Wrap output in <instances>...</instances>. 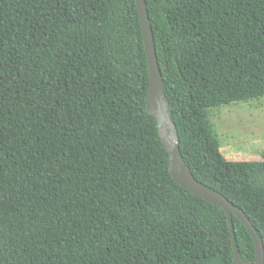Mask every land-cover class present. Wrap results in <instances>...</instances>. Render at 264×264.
<instances>
[{
	"label": "trees",
	"instance_id": "1",
	"mask_svg": "<svg viewBox=\"0 0 264 264\" xmlns=\"http://www.w3.org/2000/svg\"><path fill=\"white\" fill-rule=\"evenodd\" d=\"M144 1L181 156L264 247V161L226 160L208 121L264 97V0ZM148 86L135 0H0V264L232 263L223 210L170 175Z\"/></svg>",
	"mask_w": 264,
	"mask_h": 264
},
{
	"label": "water",
	"instance_id": "2",
	"mask_svg": "<svg viewBox=\"0 0 264 264\" xmlns=\"http://www.w3.org/2000/svg\"><path fill=\"white\" fill-rule=\"evenodd\" d=\"M135 5L138 13L148 70L149 86L145 108L148 114L156 118L158 136L168 155L170 175L178 185L192 193L197 198L223 210L226 216L231 247L234 253L231 264H264V247L262 239L244 212L229 202L219 192L198 182L191 174L181 156L178 146L177 131L169 117V103L163 89V82L157 62L145 1L135 0ZM232 216L237 218L253 241L255 252L253 262L241 260V256L235 244L234 228L231 220Z\"/></svg>",
	"mask_w": 264,
	"mask_h": 264
},
{
	"label": "rangeland",
	"instance_id": "3",
	"mask_svg": "<svg viewBox=\"0 0 264 264\" xmlns=\"http://www.w3.org/2000/svg\"><path fill=\"white\" fill-rule=\"evenodd\" d=\"M208 121L226 160L264 161V97L212 108Z\"/></svg>",
	"mask_w": 264,
	"mask_h": 264
}]
</instances>
